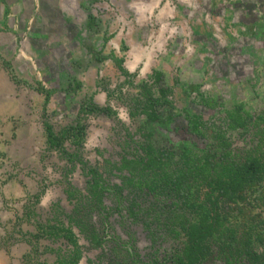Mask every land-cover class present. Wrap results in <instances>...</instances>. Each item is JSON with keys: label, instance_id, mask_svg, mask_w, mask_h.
Segmentation results:
<instances>
[{"label": "rangeland", "instance_id": "rangeland-1", "mask_svg": "<svg viewBox=\"0 0 264 264\" xmlns=\"http://www.w3.org/2000/svg\"><path fill=\"white\" fill-rule=\"evenodd\" d=\"M6 1L0 264L70 260L69 229L78 264H175L203 176L264 150V0ZM162 173H189L187 198L151 192ZM248 206L229 205L238 237Z\"/></svg>", "mask_w": 264, "mask_h": 264}, {"label": "trees", "instance_id": "trees-1", "mask_svg": "<svg viewBox=\"0 0 264 264\" xmlns=\"http://www.w3.org/2000/svg\"><path fill=\"white\" fill-rule=\"evenodd\" d=\"M12 77L17 82V78L14 75ZM162 93L165 96V90H162ZM48 97L47 95V99ZM148 121L157 128L161 127L160 129L167 126V120H164L157 111L148 113ZM45 125L50 146L60 147L63 143L61 139L55 135L49 124ZM241 126H244V123ZM159 157L156 156L151 163L157 162ZM210 163L211 160L208 158L202 172L205 173ZM214 173L203 176L207 188L204 201L188 203L192 221L186 228L187 240L183 249L173 256L175 264H264V150H259L254 156L240 163L221 162L215 165ZM189 176L188 173L183 176V180H176L162 173L157 185L147 187L151 192H161L167 188L171 192L176 190L187 198L183 183ZM92 189V196L97 200L102 189L97 178H94ZM250 199L255 205L248 202ZM247 203L249 208H262V212L252 214L253 210L247 209L245 214L244 207L238 209V214H245L250 218L249 223L244 224L241 236L238 237V228L227 227L225 224L230 216L229 205ZM66 237L76 248V253L70 260L61 261L59 264H78L81 254L78 251L77 238L71 229L67 230ZM93 241L99 242L100 237L95 235Z\"/></svg>", "mask_w": 264, "mask_h": 264}, {"label": "crops", "instance_id": "crops-1", "mask_svg": "<svg viewBox=\"0 0 264 264\" xmlns=\"http://www.w3.org/2000/svg\"><path fill=\"white\" fill-rule=\"evenodd\" d=\"M15 3H18V2L14 1L13 4H15ZM6 4H9L8 1L0 0V30H3L5 25H6V27H8L9 20L12 17L10 15H6V11L11 8V4L8 7ZM12 27H14V25H12ZM2 34L6 35V36L11 35V33H2Z\"/></svg>", "mask_w": 264, "mask_h": 264}, {"label": "bare ground", "instance_id": "bare-ground-1", "mask_svg": "<svg viewBox=\"0 0 264 264\" xmlns=\"http://www.w3.org/2000/svg\"><path fill=\"white\" fill-rule=\"evenodd\" d=\"M163 31H165V29H163ZM163 31H162V32H163ZM160 33H161V32H160ZM137 65H138V63H135V64H134V63H133V64H132V63H131V64L127 63V64H126V67H127L130 71H134Z\"/></svg>", "mask_w": 264, "mask_h": 264}]
</instances>
